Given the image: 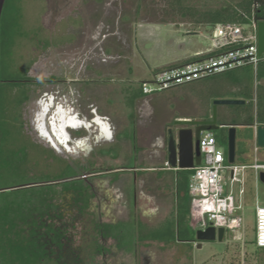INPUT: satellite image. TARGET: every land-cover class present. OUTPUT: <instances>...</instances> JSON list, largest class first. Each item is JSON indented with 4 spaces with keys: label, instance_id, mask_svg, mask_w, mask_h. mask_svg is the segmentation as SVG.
<instances>
[{
    "label": "rangeland",
    "instance_id": "rangeland-1",
    "mask_svg": "<svg viewBox=\"0 0 264 264\" xmlns=\"http://www.w3.org/2000/svg\"><path fill=\"white\" fill-rule=\"evenodd\" d=\"M6 1L0 41V76L2 78L20 76L28 70L34 58L42 55V51L45 50L44 47H38V40L55 41L56 47H58L59 44L68 42L71 39L70 22L72 23V40H74L77 36L83 35L89 20L97 25L100 19H104L108 26L105 30L114 33L110 41L115 43L116 46L119 45V50L116 52H119V56L124 58L125 69H127L129 78L121 79L119 84L130 88V90L125 91L128 94L125 100L127 105L131 106L138 92L146 94L143 92L142 82H138L137 77L139 74L135 67L138 60L141 61V56L149 57L150 53L153 55L154 52H158V55L165 54L169 50L166 44L170 40L176 42L183 40L186 45L191 46L193 44L198 48L209 47L210 49L211 47L210 36L206 35L205 30H194L199 31L198 34L186 33L193 31V26L185 17H180L179 23L176 24H163L164 22L156 10L157 6L161 5L159 0H79V5L72 7V17H61V20L53 27H49L53 23L49 22L48 16L44 15L47 9V0ZM197 1L208 5H215L217 2V0ZM77 7L84 14L75 13L78 11ZM106 8L110 12L102 18ZM136 24H139L140 32L138 42L143 43L144 40L147 45L145 48L149 47L146 50L142 47L140 49H136V46L132 47L133 34H136L134 30ZM176 42L175 47L177 48L178 43ZM75 46H72V51ZM133 49L140 52L141 56H137ZM133 55H135V59L130 63L128 57ZM150 58L152 60V56ZM98 69L103 70V68ZM156 71L149 72L150 74H147L146 79L151 81ZM242 71H246V76L247 72L251 73L253 96L248 99L251 105H249V117H251L252 122L256 121L257 105L255 98L257 97L258 84L255 85V80L259 81L260 89L263 79L257 77V68L255 69L251 64H246L162 90L158 89L156 83L149 82V86L154 90L148 94L150 95V106L153 110H151L153 122L158 125L171 117L174 122L187 120L185 117H191L188 120H208L206 118L212 117L213 114L214 100L233 97L231 91L239 89L243 83H246L247 79L240 84L241 79L239 77ZM100 72H98L99 75ZM237 80L239 81L237 82ZM17 86L13 83H0V162H7L6 160L20 156L19 154L23 153L24 146H26L29 155L28 161L24 164V169H31V172L35 174L48 171L57 174L61 171L58 170L59 166L55 163L56 161L50 160V154L40 150L38 145H32L31 141L15 128L18 127L16 122H18L17 118L19 117L17 106L19 99L23 97L21 88H16ZM235 112L234 105H219L217 124L223 128L220 130H203V134L209 131L215 137H221L223 140L220 146L224 150H227L228 145V138L223 136L227 130L225 126L229 125L234 117H237ZM247 116L246 113L243 119ZM252 134L253 129L250 124L237 125V149H245L247 157L242 158L238 155L239 163L253 161L251 154ZM100 163L107 164L103 161ZM106 166L110 167V165ZM31 172L29 171V174L26 175V179L31 177ZM130 172L127 170L124 173L128 175L119 176L122 184H128ZM248 173L250 175L248 176L247 185L253 187L254 194L248 198L243 211L247 220L245 228L241 234L228 229L223 242L219 240L202 241L199 246V241H182L184 238L179 237V232L186 229V232L190 233L189 235L194 231L193 235L196 238L198 228L192 223L191 217L190 222L194 227L189 224L188 220L184 221V227L178 226V219L174 218L172 224L167 227L162 226L161 230L158 228V223L151 225L157 228L158 235L156 237H140L137 240H133L131 236L128 237L132 233L131 231L134 230L131 223L118 225L126 230L127 236H125V239H102L93 230L95 218L89 215L91 209L80 220L73 219L71 215L65 221L60 222L57 220L56 222L59 225H66L65 230L72 239V246L75 248L81 247L84 260L79 264H264V248L256 246L253 240L255 199L257 195L260 202L264 204V183L259 184L257 188L254 187L252 171L248 170ZM228 176L229 174L226 173L225 179ZM16 180L19 181L20 178ZM0 183L2 185L12 184L10 177L5 174L0 176ZM61 189V186L55 187V193H60ZM50 193L47 194L49 198L52 196V193ZM55 193L53 192V194ZM189 199L191 202V196ZM119 205L123 206L124 215L132 212V210L124 207V203L122 205L121 202ZM173 205L171 216L174 217L176 212L175 202H173ZM93 213H96L95 209H93ZM145 221L150 222V220ZM140 229H142V226ZM192 229L193 231H191ZM182 234L184 235V233Z\"/></svg>",
    "mask_w": 264,
    "mask_h": 264
},
{
    "label": "flooded vegetation",
    "instance_id": "flooded-vegetation-1",
    "mask_svg": "<svg viewBox=\"0 0 264 264\" xmlns=\"http://www.w3.org/2000/svg\"><path fill=\"white\" fill-rule=\"evenodd\" d=\"M78 1L47 0L44 15L48 16L49 22L53 23L49 27L56 25L61 17H72V7L79 5ZM77 8L78 11L75 13L83 12L79 7ZM104 10L102 18L110 12L107 8ZM87 23L88 26L83 31V35L72 40V23L70 22L71 39L59 44L58 47L55 41L38 40V47H44L45 50L42 51V55L34 58L23 75L13 78L0 76V83L16 84L18 85L16 88H21L23 93L17 106L19 117L16 122L18 127L15 128L21 131L32 145H38L40 150L48 152L50 160L56 161L58 170L61 171L57 174L49 173V171L35 174L31 172V169H24L29 155L27 147L24 146L20 156L5 162L6 175L10 177L14 185L6 190L22 188L24 193L47 190V193L51 192L52 196L51 198L48 196L45 201L49 204V214H52L51 218L55 221L59 220V217H61L60 222L65 221L71 215L73 219L80 220L91 209L89 215L95 218L93 230L102 239L123 240L127 233L118 225L128 223L129 219H133V224L138 222L134 207L137 204L135 201L139 187H144L147 192L151 191L150 180L142 177L139 182L138 174L150 173L152 169L136 166L140 159L139 155L131 160L132 162L124 161L114 167H107L100 163L104 153V148L101 146L105 140L111 138L113 142L120 144L132 138L136 147H139L137 142L140 134L137 129L130 134L129 130L124 128L110 137L104 132L102 134L99 130L92 129L95 124V115L103 113L98 102H103L105 90L91 89L90 86L91 84L99 86L119 83L122 79L119 66L124 58L116 52L119 50V45L116 46L110 41L114 33L105 30L108 26L104 19H100L97 25L90 20ZM134 28L136 34H133L132 47L136 46V49L142 47L146 50V42L144 40L143 43L138 42L139 24H136ZM74 45L76 46L72 51ZM134 52L137 56L138 54L141 56L140 52L135 50ZM134 56L128 57L130 63L134 60ZM142 59L145 61L144 55ZM108 66H111L110 70L107 69ZM99 71H101L100 75ZM104 101L106 104H111L115 100L111 98ZM118 121L120 120L115 123L118 124ZM130 121L135 126L139 122L141 125L152 127L151 110L144 107L140 117L135 113L130 114ZM95 147L98 150L93 154ZM89 148L91 152H88ZM92 156L95 160H91ZM168 160L161 166L165 173L171 170ZM127 170L131 171L129 176L132 179L128 184H121L119 176L125 175L124 172ZM29 171L32 175L26 179ZM17 178L20 180H16ZM60 186L61 192L55 193L54 188ZM120 200L126 202L127 208L132 212L126 215L115 214L117 208L115 209L114 205L117 201L118 205ZM93 209L96 213H93ZM130 236L133 237V233H130L128 237ZM102 251L104 252L105 249Z\"/></svg>",
    "mask_w": 264,
    "mask_h": 264
},
{
    "label": "trees",
    "instance_id": "trees-1",
    "mask_svg": "<svg viewBox=\"0 0 264 264\" xmlns=\"http://www.w3.org/2000/svg\"><path fill=\"white\" fill-rule=\"evenodd\" d=\"M159 1L161 5L157 6L156 10L164 22L163 24H176L179 23L180 17H185L193 26V31L197 29L199 31L201 29L205 30L207 36L212 35L217 24L230 22L246 25L252 19L264 20V0H217L215 5L202 4L197 0V2L195 0ZM6 2L1 17V33L3 30L2 24L4 22L3 17L6 10ZM213 53L206 52L201 55L192 56L160 68L158 71L195 61ZM248 75L249 77H247ZM247 76L246 71H242L239 77L242 80H240V84L247 79L246 83H243L239 89L231 91L233 94L231 98L243 99L245 102L234 105L237 117H234L229 125H251L255 122H252L251 117H249L251 105L248 99H251L253 96V87L251 73L247 72ZM257 77L263 79V82L259 89L258 81L255 120L264 125V59L257 66ZM246 113L248 116L243 119ZM206 119H211V117ZM198 128L201 131L220 130L223 127H220L219 124H214L212 126L199 125ZM223 136L227 137V130ZM216 138L218 143L221 144L223 139L218 136ZM244 153H246L245 149H237V154L240 157L243 158ZM6 171V163L0 162V176L2 174L6 175ZM182 171L189 173V170ZM12 186L14 185H2L0 183V264L81 263L84 260L81 247L75 248L72 246V239L67 235L65 230L66 225L57 224L51 218L52 214H49V204L45 201L48 199L47 190H36L29 193H24L22 188L6 190ZM248 192L252 196V186L248 187ZM44 201L45 203H43ZM188 202H190L189 197H187L185 208L186 214H189L191 209V202ZM59 220H61V217H59ZM193 232L189 236L181 233L180 238L182 239L183 237L184 240L196 241Z\"/></svg>",
    "mask_w": 264,
    "mask_h": 264
},
{
    "label": "built area",
    "instance_id": "built-area-1",
    "mask_svg": "<svg viewBox=\"0 0 264 264\" xmlns=\"http://www.w3.org/2000/svg\"><path fill=\"white\" fill-rule=\"evenodd\" d=\"M259 21L262 20L252 19L246 25L230 22L217 24L210 35L211 47L208 52H214L212 55L156 71L151 81L142 82L143 92L149 94L154 91L149 82L156 83L158 89L162 90L246 64L256 69L264 59V53L260 55L258 49ZM261 125L257 121L250 125L253 129L251 162L239 163L238 154L234 163L229 162L227 150L222 149L212 132L200 135L199 147L203 161L193 167L188 184L191 196L190 217L196 228L206 229L213 225L216 228L224 227L226 232L230 229L240 234L244 230L246 218L243 211L250 196L248 170L252 171L254 187L264 183L261 177L264 172V147L258 144V128ZM226 173L229 174L227 179ZM254 236L255 244L264 248V204L257 195Z\"/></svg>",
    "mask_w": 264,
    "mask_h": 264
},
{
    "label": "crops",
    "instance_id": "crops-1",
    "mask_svg": "<svg viewBox=\"0 0 264 264\" xmlns=\"http://www.w3.org/2000/svg\"><path fill=\"white\" fill-rule=\"evenodd\" d=\"M188 34H191L187 32ZM174 40H170L166 47L169 49L165 54H157L158 52L150 53L149 57H145L138 60L135 66L137 68L139 76L137 77L138 82L148 81L146 79L147 74H150L160 68L168 66L174 62H178L184 60L186 58L201 55L208 52L209 47L198 48L193 44L186 45L183 40L180 42H176L177 48L175 47ZM149 48V47H148ZM146 48V49H148ZM139 55V54H138ZM152 56V60L151 57ZM142 58V56H141ZM135 59V58H134ZM134 60H131L133 62ZM111 66H108L107 69H111ZM125 62L119 66L120 76L122 79H128L127 69ZM150 72V73H149ZM91 89L101 88L105 90V96L102 98L103 102L99 101L98 104L103 109V113L101 115H95V124H93L92 129L99 130L102 134L104 132L105 135L112 137V135L121 129L127 128L129 133L131 134L135 129H137L139 136L138 146L136 147L135 141L131 138L130 140L123 141L120 144L113 142L111 138L105 140L102 146L104 148V153L102 156V161L106 162V165H110V167H114L121 162L130 161L136 159V156L139 155L140 159L137 163L138 168H151L150 173L147 174H138V181L140 182L142 177L149 179V186H151V191H145L144 187H139L137 191L136 197V206L134 210L136 212V217L138 222L133 224V219H129L128 223L132 222V226L134 228L133 231V240L140 239V237H152L158 235L157 228L152 227L151 225H159L158 228H162V226L167 227L172 224V220L174 218L178 219V226L184 227V221L188 220L190 222V213L186 214L185 208L187 205V197H190L188 191V183L190 180V176L193 172V167L190 169H180L178 165L176 166L172 160H170V144H176L178 147V135L179 130L182 127H191L194 130V141L197 140V137L203 134V130H199V125H180L173 121L171 117L169 120L164 122H160L158 125L153 122L152 127L141 125L139 122L136 126L130 121V114H136L138 117L141 116V112L144 107L152 110L150 106V95L141 94L138 92L135 95L133 105H127L126 94L125 91L130 90L129 87H124L119 83L116 84H103L96 86L95 84H91ZM150 94V93H149ZM113 98L115 101L111 104H106L105 100H109ZM153 111V110H152ZM94 115V114H93ZM185 119H191V117H185ZM212 119V117H211ZM208 119V120H211ZM117 120L120 123L118 125L115 123ZM193 120V119H192ZM95 125V126H94ZM91 126V124H90ZM136 143V144H137ZM118 144V145H117ZM114 145V146H113ZM112 147L114 149H112ZM98 148L95 147L93 149V154L97 151ZM91 152V149H88V152ZM244 153V157H246ZM247 158V157H246ZM170 161H169V160ZM92 160H95V157L92 156ZM169 162L171 165V170L169 173L163 172L161 166L164 161ZM195 166L199 165L203 161V156L195 153L194 157ZM182 170H189V173H185ZM126 175V174H125ZM132 178L129 180L131 181ZM120 182V181H119ZM118 182V184H119ZM122 184V183H121ZM117 185V184H116ZM118 187V186H116ZM161 194V195H160ZM116 196V192H115ZM123 200V199H122ZM120 200L119 203L122 202ZM118 202V201H117ZM114 205L116 210L115 214L121 215L123 213V206L119 204ZM134 202V203H135ZM173 202H175V216L172 215V209L174 207ZM124 203V207L127 208V203ZM133 205V203H132ZM191 205V204H190ZM191 207V206H190ZM145 220H150V222H146ZM154 223V224H153ZM148 227H147V226ZM142 226V229H140ZM194 227V225L191 224ZM157 227V226H155ZM188 227V225H187ZM187 230V229H186ZM186 230H182L181 233L189 236V232ZM179 234V237H180ZM132 236V235H131ZM178 237V238H179ZM254 243L255 236L253 235ZM182 241H186L182 239ZM257 246V245H256Z\"/></svg>",
    "mask_w": 264,
    "mask_h": 264
},
{
    "label": "water",
    "instance_id": "water-1",
    "mask_svg": "<svg viewBox=\"0 0 264 264\" xmlns=\"http://www.w3.org/2000/svg\"><path fill=\"white\" fill-rule=\"evenodd\" d=\"M6 0H0V41H1V17ZM191 34H198L199 31H189ZM258 49L259 54L264 53V20L258 23ZM243 99L221 98L213 102V114L211 120H180L177 124L180 125H214L217 124V110L219 105H235L244 103ZM227 156L228 161L234 163L237 155V126L227 125ZM199 138L194 141V130L191 127H182L178 135V147L176 144H170V160L180 169H190L195 166V153L200 154ZM258 144L264 147V125L258 128ZM264 182V172L261 173ZM226 237V229L224 227L216 228L213 225L206 229H198L196 231V241H199V246L202 241L219 240L223 242Z\"/></svg>",
    "mask_w": 264,
    "mask_h": 264
}]
</instances>
